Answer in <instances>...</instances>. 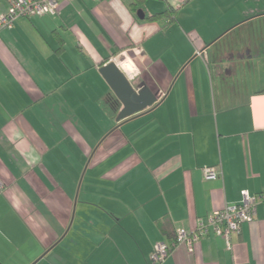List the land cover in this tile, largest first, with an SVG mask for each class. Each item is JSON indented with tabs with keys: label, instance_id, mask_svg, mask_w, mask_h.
Masks as SVG:
<instances>
[{
	"label": "crops",
	"instance_id": "crops-1",
	"mask_svg": "<svg viewBox=\"0 0 264 264\" xmlns=\"http://www.w3.org/2000/svg\"><path fill=\"white\" fill-rule=\"evenodd\" d=\"M109 61L159 103L116 121ZM242 190L264 191V0H61L0 31V264H148ZM231 239L161 264H264L263 204Z\"/></svg>",
	"mask_w": 264,
	"mask_h": 264
},
{
	"label": "built area",
	"instance_id": "built-area-1",
	"mask_svg": "<svg viewBox=\"0 0 264 264\" xmlns=\"http://www.w3.org/2000/svg\"><path fill=\"white\" fill-rule=\"evenodd\" d=\"M8 2V11L0 14V29L10 28L15 18L20 15H43L56 12L59 7V0H8ZM219 174L220 171L217 168H203L205 179H215ZM260 203L264 205V191L250 194L247 190H242L240 202L227 204L222 209L214 210L208 215L206 223L202 220L197 221L195 230L177 228L171 245L164 242L156 243L150 254L149 264H161L172 247L176 245L183 244L188 250L192 251L194 244L207 232L208 226L225 241L227 249H230L232 234L240 232L242 223L251 222L254 219L256 206Z\"/></svg>",
	"mask_w": 264,
	"mask_h": 264
},
{
	"label": "water",
	"instance_id": "water-1",
	"mask_svg": "<svg viewBox=\"0 0 264 264\" xmlns=\"http://www.w3.org/2000/svg\"><path fill=\"white\" fill-rule=\"evenodd\" d=\"M139 17L142 18L141 15ZM99 72L121 104L116 121L120 122L159 103V94L153 93L144 82L133 85L115 62L109 61L102 65Z\"/></svg>",
	"mask_w": 264,
	"mask_h": 264
},
{
	"label": "trees",
	"instance_id": "trees-1",
	"mask_svg": "<svg viewBox=\"0 0 264 264\" xmlns=\"http://www.w3.org/2000/svg\"><path fill=\"white\" fill-rule=\"evenodd\" d=\"M5 1H6V4H7V7H6V10L4 12H2L1 14L6 13L8 11V9H9V2H8V0H5ZM60 1L61 0H59V4H60ZM92 1H97V0H92ZM136 1L137 0H135V2ZM181 1H182V3H185L188 0H181ZM175 13H176V9H173V8H171V7L168 6L167 10H165L163 12H160V13H157V14H154V15L150 16L149 19H157V18H160L161 16H167L169 18H172ZM48 14L49 13H46V14H43V15H34V16H30V15H20V16H18V17L15 18V20L13 21L12 26L10 28L13 27L14 22L18 18H27V19H30V18H34V17L45 16V15H48ZM10 28L4 27V28L0 29V31L3 30V29H10ZM102 105L105 108V110H107V112L111 116H113L114 118H116L117 113H118V110L120 108V103H119V101L116 99V97L113 94H109L107 97H105V99L102 101Z\"/></svg>",
	"mask_w": 264,
	"mask_h": 264
},
{
	"label": "bare ground",
	"instance_id": "bare-ground-1",
	"mask_svg": "<svg viewBox=\"0 0 264 264\" xmlns=\"http://www.w3.org/2000/svg\"><path fill=\"white\" fill-rule=\"evenodd\" d=\"M121 66L123 67L124 71L128 74H132V71L134 70V67L131 65V63L127 60L123 61L121 63Z\"/></svg>",
	"mask_w": 264,
	"mask_h": 264
},
{
	"label": "rangeland",
	"instance_id": "rangeland-1",
	"mask_svg": "<svg viewBox=\"0 0 264 264\" xmlns=\"http://www.w3.org/2000/svg\"><path fill=\"white\" fill-rule=\"evenodd\" d=\"M120 60L122 61L123 58L121 57ZM125 60H127V61H131V62H132V64L134 65V68H135V70H134L133 73H135V72L137 71V67L135 66V61H134V59H132V57L126 56V59H125Z\"/></svg>",
	"mask_w": 264,
	"mask_h": 264
}]
</instances>
